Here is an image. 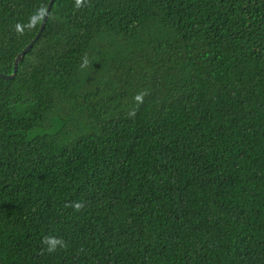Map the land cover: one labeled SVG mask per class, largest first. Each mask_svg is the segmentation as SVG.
I'll return each instance as SVG.
<instances>
[{
	"label": "trees",
	"instance_id": "obj_1",
	"mask_svg": "<svg viewBox=\"0 0 264 264\" xmlns=\"http://www.w3.org/2000/svg\"><path fill=\"white\" fill-rule=\"evenodd\" d=\"M48 2L0 0V73ZM0 264H264V0H53L0 76Z\"/></svg>",
	"mask_w": 264,
	"mask_h": 264
},
{
	"label": "clouds",
	"instance_id": "obj_2",
	"mask_svg": "<svg viewBox=\"0 0 264 264\" xmlns=\"http://www.w3.org/2000/svg\"><path fill=\"white\" fill-rule=\"evenodd\" d=\"M83 2L84 0H76V7H80L83 4ZM18 30H19V26H18ZM86 63L87 62H85V64ZM145 95H146L145 93L141 92L135 96V100L138 103H143ZM70 206L73 207L76 211H80L83 209L85 205L83 202H75ZM41 243L42 245L46 246V251L49 253H55L56 251L67 247V242L64 241L63 238L58 236H51V235L45 236L42 239Z\"/></svg>",
	"mask_w": 264,
	"mask_h": 264
},
{
	"label": "water",
	"instance_id": "obj_3",
	"mask_svg": "<svg viewBox=\"0 0 264 264\" xmlns=\"http://www.w3.org/2000/svg\"><path fill=\"white\" fill-rule=\"evenodd\" d=\"M53 3V0H49L48 4H47V7H46V10H45V13L42 17V20H41V23L39 25V28H38V31L36 33V35L33 37V39L22 49L21 52H19L15 59H14V68H13V72L9 75H4L2 73H0V76H4L8 79L14 77L15 73H16V69H17V65H18V62L20 60V58L32 47V45L34 44V42L37 40V38L39 37V35L41 34L44 26H45V22H46V19L48 17V13H49V10L51 8V5Z\"/></svg>",
	"mask_w": 264,
	"mask_h": 264
}]
</instances>
